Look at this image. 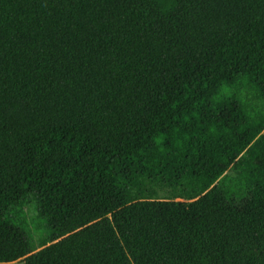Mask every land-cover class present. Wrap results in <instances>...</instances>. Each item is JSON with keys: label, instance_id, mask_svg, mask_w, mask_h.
<instances>
[{"label": "trees", "instance_id": "1", "mask_svg": "<svg viewBox=\"0 0 264 264\" xmlns=\"http://www.w3.org/2000/svg\"><path fill=\"white\" fill-rule=\"evenodd\" d=\"M15 262L264 264V0H0Z\"/></svg>", "mask_w": 264, "mask_h": 264}, {"label": "rangeland", "instance_id": "2", "mask_svg": "<svg viewBox=\"0 0 264 264\" xmlns=\"http://www.w3.org/2000/svg\"><path fill=\"white\" fill-rule=\"evenodd\" d=\"M33 238H34V240H35V245H37L38 243H39V238H40V236L38 235V234H36V235H34L33 236ZM13 264H23L22 262H15V263H13Z\"/></svg>", "mask_w": 264, "mask_h": 264}]
</instances>
